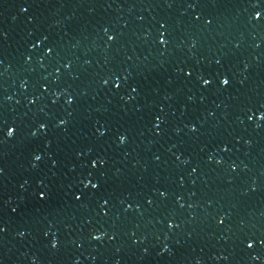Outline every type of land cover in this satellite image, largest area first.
I'll return each mask as SVG.
<instances>
[{"label":"water","instance_id":"obj_1","mask_svg":"<svg viewBox=\"0 0 264 264\" xmlns=\"http://www.w3.org/2000/svg\"><path fill=\"white\" fill-rule=\"evenodd\" d=\"M262 10L0 0V264H264Z\"/></svg>","mask_w":264,"mask_h":264},{"label":"snow or ice","instance_id":"obj_2","mask_svg":"<svg viewBox=\"0 0 264 264\" xmlns=\"http://www.w3.org/2000/svg\"><path fill=\"white\" fill-rule=\"evenodd\" d=\"M260 2H264V0H260ZM253 6H254V7H259V3H255ZM254 18H255L256 20L264 19V10L256 12ZM0 35H2V34H0ZM109 39H113V37H109ZM161 43H167V41H166V40H162ZM188 74L190 75V73H188ZM202 79H203V78H202ZM203 83H204V84H210L211 81L208 80V79H203ZM220 84H221L222 86H227V85L229 84V80H228L227 78L221 79V80H220ZM249 118L251 119V117H249ZM262 118H264V116H262ZM61 123H64V122L61 121ZM41 127L43 128V127H45V126H44V125H41ZM193 130H195V129H193ZM13 134H14V130L11 129V128H9L7 135H8V136H12ZM119 139H120V142H121V143H124V142L126 141V137H125L124 135H121V136L119 137ZM35 159H36V160H40L41 157H40L39 155H37V156L35 157ZM99 162H100V163H103L102 160L99 161ZM92 166L95 168V167H96V162H93V165H92ZM91 186H92L93 188H97L99 185H98V184H92ZM162 195H163V193H162ZM46 197H47V193H46V192H43V193L41 194V198H46ZM77 199H80V197H77ZM222 222H223V221H221V223H222ZM0 231H4V228H3V227H0ZM96 239H99V237H96ZM53 246H55V245H53ZM247 246H248L249 248H251L253 245H252L251 243H249Z\"/></svg>","mask_w":264,"mask_h":264}]
</instances>
